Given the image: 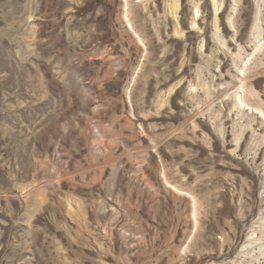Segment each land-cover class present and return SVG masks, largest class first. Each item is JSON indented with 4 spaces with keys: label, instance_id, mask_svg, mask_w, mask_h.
I'll use <instances>...</instances> for the list:
<instances>
[{
    "label": "rangeland",
    "instance_id": "obj_1",
    "mask_svg": "<svg viewBox=\"0 0 264 264\" xmlns=\"http://www.w3.org/2000/svg\"><path fill=\"white\" fill-rule=\"evenodd\" d=\"M0 264H264V0H0Z\"/></svg>",
    "mask_w": 264,
    "mask_h": 264
}]
</instances>
